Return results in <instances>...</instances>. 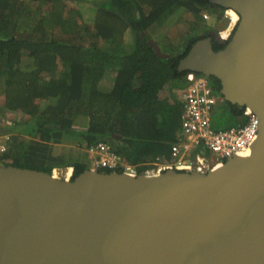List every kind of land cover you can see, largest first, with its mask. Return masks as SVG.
<instances>
[{"label": "water", "instance_id": "1", "mask_svg": "<svg viewBox=\"0 0 264 264\" xmlns=\"http://www.w3.org/2000/svg\"><path fill=\"white\" fill-rule=\"evenodd\" d=\"M208 1L235 30L218 51L213 33L199 38L177 71L216 79L222 103L258 116L250 155L68 181L0 163V264H264V0Z\"/></svg>", "mask_w": 264, "mask_h": 264}, {"label": "trees", "instance_id": "2", "mask_svg": "<svg viewBox=\"0 0 264 264\" xmlns=\"http://www.w3.org/2000/svg\"><path fill=\"white\" fill-rule=\"evenodd\" d=\"M83 1L0 0L1 93L5 108L27 119L13 130L0 163L48 174L63 167L64 174L57 169L52 174L66 180L72 167L73 179L88 167L72 148L53 154L54 146L67 141L79 150L104 142L137 166L170 158L181 115L172 90L186 86L192 74L178 72L177 65L205 34L192 37L178 55L165 56L147 32L177 9L201 21L202 11L216 14L220 8L208 0H92L95 19L85 25L79 12L65 6ZM143 2L151 3V11H143ZM234 22L223 44L213 40L214 51L229 42L238 18ZM127 29L133 35L129 50L123 46ZM108 79L112 84L103 88L101 81ZM209 80L216 93L218 81ZM221 109L231 111L234 126L245 123L236 106L223 102ZM77 118L86 119V126L75 128ZM71 154L74 163L63 158Z\"/></svg>", "mask_w": 264, "mask_h": 264}, {"label": "built area", "instance_id": "3", "mask_svg": "<svg viewBox=\"0 0 264 264\" xmlns=\"http://www.w3.org/2000/svg\"><path fill=\"white\" fill-rule=\"evenodd\" d=\"M228 11L224 10L223 18L232 22ZM208 17L204 15V19ZM187 78V85L175 91V98L181 105L182 111L178 135L170 147V157L174 160L169 163L152 161L138 166L131 165L111 146L99 142L84 149L89 158L88 169L95 172L124 173L131 177L142 173L156 174L169 169L183 171L188 170L183 169L188 167L200 170V166L203 167L201 171L206 172L226 159L246 154L258 135V116L244 108L242 112L244 124L224 129L214 128L211 116L215 111L218 95L210 80L195 74H189ZM13 130L12 118L0 113V157L9 149ZM139 167L144 169L143 172H138ZM54 171L55 169L52 173ZM71 178L72 173L69 179Z\"/></svg>", "mask_w": 264, "mask_h": 264}, {"label": "rangeland", "instance_id": "4", "mask_svg": "<svg viewBox=\"0 0 264 264\" xmlns=\"http://www.w3.org/2000/svg\"><path fill=\"white\" fill-rule=\"evenodd\" d=\"M65 6L67 7L66 9H75L77 12L81 13L80 15L84 16L83 17L84 20H86L87 22H90L91 13L89 12L90 10L88 11V9H92L94 7V5L91 2L81 3L80 5L78 3L66 2ZM141 7L144 12L151 11V3L149 2L148 3L143 2V5ZM79 9H81V12ZM204 15H208L209 16L208 19H204ZM229 15L231 14L229 13ZM201 17H202V20L199 21V20H196V18L193 17L191 13L186 12V10L177 9L174 14L166 18L167 20L165 19L166 21L165 20L163 21L162 19L161 20L162 22L161 23L159 22L160 24L152 26L151 29H149L147 33L150 34L151 39H153L156 42L159 50L162 53H164L165 56H167L166 55L167 52L169 53V55L173 53L174 55L173 54L172 55L175 56L181 53L185 49V44H187L192 37H199L204 34L207 35L208 33L215 34V31L219 32L222 35L224 34L225 31L226 33L228 32L232 24L231 22L229 23L227 20H224L223 12L222 13L220 12L218 15L217 14L215 15V14H210L208 11L205 10V11H202ZM29 22L31 23L30 19H28L27 21L23 20V22L20 23V26H21L20 29L23 30L25 25H27ZM89 41L91 40L86 38L85 43L87 44V42ZM99 45H102V42H99ZM0 85H1V81H0ZM101 86H103V88L108 89V87L110 86V80L108 79L107 83L103 81L101 83ZM1 87L2 86H0V112H3V107H5V105L3 104V100H2L3 94L1 93ZM17 112L19 113L18 117L22 119V121H27L26 117L23 116L20 111H17ZM211 121H212L213 127L216 129H224V128L234 126V121L232 120V118L229 117L228 114L224 112L220 107H217V109L212 113ZM86 124H87L86 119L77 118L75 120L74 127L77 129H80V128L85 127ZM64 144L70 145L71 148L74 149L73 154L74 153L77 154V152L81 153L79 160L83 162L84 164H87V167H88V161H89L88 155L84 152H80V150L77 149L78 144H76L75 142H70V141H67ZM63 147H66V146H63ZM63 147H54L53 154L54 155H59V154L66 155L67 154L66 150H63L65 149ZM66 149L70 150V148H66ZM63 158H67L66 161L69 160V162H72L73 161L72 158L74 157L71 154L70 157L65 156ZM171 159L174 160L172 157ZM161 161L169 162L170 159H161ZM65 169L66 168L60 167L59 168L60 174L62 172L64 174ZM63 174L60 175V177H62Z\"/></svg>", "mask_w": 264, "mask_h": 264}, {"label": "crops", "instance_id": "5", "mask_svg": "<svg viewBox=\"0 0 264 264\" xmlns=\"http://www.w3.org/2000/svg\"><path fill=\"white\" fill-rule=\"evenodd\" d=\"M92 0H85V1H83V2H81V3H87V2H91ZM101 1V0H100ZM81 3H78L79 5L81 4ZM80 10V12H81V9H79ZM90 10V11H89ZM88 11L91 13V20H90V22H87L86 20H84L83 19V17L84 16H82L81 15V22H83V24H85V25H91L92 23H93V21H94V19H95V8L93 7L92 9H88ZM87 11V12H88ZM81 14V13H80ZM231 16V15H230ZM232 18V17H231ZM92 21V22H91ZM229 22V21H228ZM230 23V22H229ZM232 23V22H231ZM233 26V23L231 24V26H230V28ZM229 28V29H230ZM20 30V29H19ZM224 34H226V31L224 32ZM153 40V39H152ZM154 41V40H153ZM155 42V41H154ZM132 43H133V35H132V33H131V31L130 30H125L124 31V33H123V46L125 47V50L126 49H128L127 47H130L131 45H132ZM156 43V42H155ZM173 54V53H172ZM171 54V55H172ZM177 54V53H176ZM166 55H169V53L167 52L166 53ZM174 55V54H173ZM33 67L31 66V69H32ZM114 78H115V73L113 72V84H114ZM103 81H105L106 83H107V80H103ZM103 81H101V83L103 82ZM112 81V80H111ZM111 81H110V85L112 84L111 83ZM185 86H183V87H181V88H176V89H173L172 90V95H174L175 96V91H177V90H179V89H182V88H184ZM175 98V97H174ZM176 99V98H175ZM2 100H3V104L5 105L6 104V97L3 95V98H2ZM3 105V106H4ZM6 107V106H5ZM5 107H3V112H0L1 114H4V115H7V116H10L11 118H12V120H13V122L15 121V127H14V132H15V130H16V128L18 127L17 125L20 123V122H22V119H20L18 116H19V113L17 112V111H15V112H12V111H10V110H8L7 108H5ZM217 108H215V110H216ZM181 111H182V108H181ZM180 117H181V115H180ZM18 129V128H17ZM178 131H179V129H178ZM177 135H178V132L176 133V137H177ZM174 143V142H173ZM63 146H66V147H63ZM54 147H63V148H65V149H63V150H66V152H67V150L68 149H66V148H71V146L70 145H65V144H62V145H59V146H54ZM53 147V148H54ZM73 147V146H72ZM80 152H84V150H80ZM85 153V152H84ZM170 153V152H169ZM78 155H79V153H77ZM170 159V161L169 162H171L172 161V159H171V157L169 158ZM153 161H161L160 159H159V157H156ZM168 162V163H169ZM71 163H74L73 161L71 162ZM88 164H89V161H88ZM72 168V167H71ZM57 169H59V168H57Z\"/></svg>", "mask_w": 264, "mask_h": 264}, {"label": "flooded vegetation", "instance_id": "6", "mask_svg": "<svg viewBox=\"0 0 264 264\" xmlns=\"http://www.w3.org/2000/svg\"><path fill=\"white\" fill-rule=\"evenodd\" d=\"M216 14L218 15V13H222V12H224V10H222V9H217L216 11ZM215 14V15H216ZM231 16H232V18H233V20H235V19H237V16H235L234 14H231ZM216 17V16H215ZM232 20V21H233ZM234 22V21H233ZM208 34H212V33H208ZM207 34V35H208ZM212 35H215V36H213V38H214V41H216V42H219L220 44L222 43H224L225 42V40H226V38H228L229 36H230V33H226V34H220L219 32H217L216 34H212ZM187 76H189V74L187 75ZM217 107H220V108H222V102L220 101V98L218 97L217 98V105H216V108ZM239 109V108H238ZM224 112H226L227 114H228V116L229 117H233V114L231 113V111H229V109H226V110H223ZM240 111V113H242L243 112V110H239Z\"/></svg>", "mask_w": 264, "mask_h": 264}, {"label": "bare ground", "instance_id": "7", "mask_svg": "<svg viewBox=\"0 0 264 264\" xmlns=\"http://www.w3.org/2000/svg\"><path fill=\"white\" fill-rule=\"evenodd\" d=\"M230 11V10H229ZM230 12H232L234 15H236L233 11H230ZM238 18V17H237ZM257 139V138H256ZM250 153H251V148H250V150L246 153V154H243V155H241V156H237V157H248L249 155H250ZM199 160H201V159H199ZM197 167V166H196ZM200 168V170H196V169H190L189 167L188 168H183V169H188V170H191V171H197V172H201L202 173V171L201 170H203V167H199ZM72 169V168H71ZM72 172H73V169H72ZM53 175V174H52ZM53 178H55V179H61V178H59V177H56V176H54L53 175ZM63 179V178H62ZM69 179H67V181H68Z\"/></svg>", "mask_w": 264, "mask_h": 264}, {"label": "clouds", "instance_id": "8", "mask_svg": "<svg viewBox=\"0 0 264 264\" xmlns=\"http://www.w3.org/2000/svg\"><path fill=\"white\" fill-rule=\"evenodd\" d=\"M68 168V167H67ZM55 169H57V168H55ZM73 169V168H72ZM88 169V168H87ZM103 172V171H102ZM73 173V172H72ZM51 174H52V172H51Z\"/></svg>", "mask_w": 264, "mask_h": 264}]
</instances>
